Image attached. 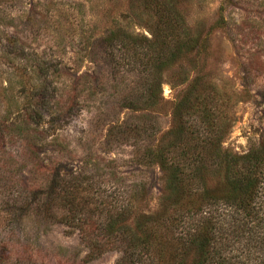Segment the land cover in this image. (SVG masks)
Masks as SVG:
<instances>
[{
  "label": "rangeland",
  "instance_id": "rangeland-1",
  "mask_svg": "<svg viewBox=\"0 0 264 264\" xmlns=\"http://www.w3.org/2000/svg\"><path fill=\"white\" fill-rule=\"evenodd\" d=\"M163 1L171 3L191 33L204 41L202 73L235 93L233 123L223 146L245 153L264 137V0ZM157 23L145 0L0 3V51L6 39L12 41L9 34L19 35L22 63L37 66L38 76L48 77V89L39 96L63 109L45 118L37 133L25 131V98L19 86L11 85L17 78L9 81L10 69L0 64V243L12 252L4 264H116L115 252L86 260L87 250L75 231L57 222H38L27 212L26 203L37 194L31 196L29 190L54 180L56 172L67 180L71 175L91 178L98 189L88 194L94 199L111 185H144L146 201L140 208L156 209L162 189L158 168L137 167L130 161L134 152L156 143L169 128L176 71L163 76L167 104L162 113L132 112L122 108L120 94L137 95L142 75L131 53L116 50L115 61L105 62L100 45L108 27L149 39ZM8 57L5 64H13ZM193 63L186 59L181 65L191 73ZM82 74L89 77L77 85V99L82 101L77 107L68 100L69 90Z\"/></svg>",
  "mask_w": 264,
  "mask_h": 264
},
{
  "label": "trees",
  "instance_id": "trees-1",
  "mask_svg": "<svg viewBox=\"0 0 264 264\" xmlns=\"http://www.w3.org/2000/svg\"><path fill=\"white\" fill-rule=\"evenodd\" d=\"M145 3L158 17L151 38L108 27L100 48L105 62L115 61L116 50L131 53L142 89L137 95L120 94L119 100L132 112L162 113L167 104L163 76L176 71L169 128L130 161L158 168L162 189L156 209L140 208L146 201L144 185H111L94 199L88 195L98 191L91 178L70 174L67 180L58 172L54 180L29 190L31 196L37 194L25 208L38 222H57L75 231L87 250L86 260L115 252L116 264H264V137L242 154L223 146L233 123L235 93L202 73L199 57L205 43L191 33L175 7L163 0ZM8 37L12 41L6 39L0 64L10 69L9 81L18 80L11 85L19 86L25 98L22 128L34 134L45 118L63 109L39 96L48 89V77L38 76L37 66L22 63L20 36ZM9 55L11 65L5 64ZM186 59L194 62L191 73L181 65ZM86 77L76 76L69 90L68 100L77 107L82 106L77 85ZM26 147L33 151L30 143ZM11 254L0 243V264Z\"/></svg>",
  "mask_w": 264,
  "mask_h": 264
}]
</instances>
